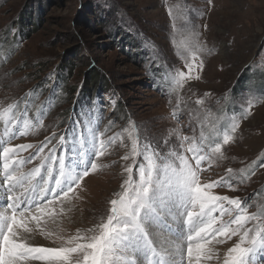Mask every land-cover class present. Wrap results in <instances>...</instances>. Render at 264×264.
I'll return each mask as SVG.
<instances>
[{
	"label": "rangeland",
	"instance_id": "374dc122",
	"mask_svg": "<svg viewBox=\"0 0 264 264\" xmlns=\"http://www.w3.org/2000/svg\"><path fill=\"white\" fill-rule=\"evenodd\" d=\"M34 1L0 0V37L14 18L27 11L28 6L34 8L41 2L36 31L29 34L24 47L19 48L7 64L0 61V110L28 94L33 85L27 76L30 67L41 62L49 67L47 71L45 67L33 68L43 71L39 77L49 92L54 88L55 66L65 65V62L75 58L77 65L73 84L82 83L93 70L105 71L112 78L121 101L128 107L127 111L131 112L127 125L114 124L113 129L108 131V135L116 137L115 143L109 149L110 155L97 161L102 167L90 172L81 181L80 188L75 190L80 199H73L71 211H66L65 218L58 224L49 223V229L67 237L75 234L76 229L83 231L100 222L108 208V201L121 190L120 185L127 178L124 166L132 162L122 157L131 150L130 132H138L142 139L146 136L149 140L161 139L162 132H172L173 129L177 135L198 136L201 123L223 127L233 117L239 120L240 127L235 134V142L224 146L228 158L214 161L210 167L206 163L203 166L205 170L200 173L201 183H210L221 177L228 179L227 169L232 168L236 175L244 177L243 182L232 180L234 190L225 186L212 191L241 198L249 205V212L264 207V192L258 198L254 196L255 191L264 185V167L259 166L264 163L261 160L264 157V89L261 91V86L252 82V76H255L264 83V68L261 67L264 62V0H40L36 4ZM93 1L108 4L114 15L109 13L106 19L96 12V16L89 15L86 7H92ZM35 9H28V12ZM93 9L96 10L95 6ZM120 19L127 20L134 29L153 36L169 57L174 76L177 70L186 71L181 53L186 46L198 40L200 49L197 55L204 63L201 79L186 82L182 88L175 87L172 92L157 94L147 79L143 65L136 63L129 53L122 54L117 49L111 29L115 25L118 36L121 35ZM77 48L79 51L76 54ZM6 52L7 46L0 45V60ZM243 75L251 80L248 87H257L254 90H239L232 96L235 84ZM205 93L210 95L205 96ZM197 99H204L205 105H196ZM248 99L254 101L251 114L247 119H240L243 112L241 105L246 106ZM97 102L96 110L84 115V119L89 124L93 121L99 123L103 129L107 112L111 111L114 101L109 95L100 94ZM72 104L73 100L68 106ZM101 110L106 112L104 117L94 120V113ZM174 110H177L179 123L171 118ZM9 115L11 117V113ZM24 115L26 119L29 116ZM59 122L57 117H51L37 132L11 142L38 144ZM3 131L4 122L0 119V137H3ZM172 140V146L177 147L180 141L175 136ZM140 159L137 157L138 161ZM33 164L26 165L24 170L28 171ZM240 169L244 172L239 173ZM252 171L255 175L250 174ZM133 179H138L135 167ZM237 239L233 237L223 244L216 241L209 243L206 247L211 248L215 255L212 259L201 261V264H222L224 254ZM34 242L35 246L43 247H57L62 243L59 239H45L39 235ZM26 264L44 262L30 261ZM254 264H264V255L257 256Z\"/></svg>",
	"mask_w": 264,
	"mask_h": 264
},
{
	"label": "snow or ice",
	"instance_id": "6c2138e0",
	"mask_svg": "<svg viewBox=\"0 0 264 264\" xmlns=\"http://www.w3.org/2000/svg\"><path fill=\"white\" fill-rule=\"evenodd\" d=\"M199 49L197 40L181 53L186 71L175 72L176 88L201 79L204 63L197 55ZM195 103L204 106L205 100ZM253 103L248 99L246 106L241 105L240 119L248 118ZM16 107L9 104L0 110L4 122L0 137V264H201L215 255L206 247L209 243L223 244L233 237L238 239L227 249L222 264H254L257 256L264 255V207L249 212L241 198L212 191L225 186L234 190L231 181L242 183L244 177L228 168V179L201 183L206 163L210 167L212 162L228 158L224 146L235 142L240 127L235 117L223 127L201 123L198 136L177 135L173 129L162 132L161 139L149 140L130 132L131 150L122 159L132 163L124 166L127 178L121 190L108 201L99 223L65 237L49 229V223L58 224L71 211L73 199H80L75 190L90 172L102 167L97 161L110 155L116 137L108 135V126L102 129L99 123L82 122L77 116L62 133L45 134L38 144H13L12 140L43 127L42 120L32 124L27 119H12L9 114ZM171 118L179 123L177 110ZM174 136L180 141L177 147L172 146ZM28 164L33 166L25 171ZM134 167L138 179H133ZM37 235L62 243L35 246Z\"/></svg>",
	"mask_w": 264,
	"mask_h": 264
},
{
	"label": "trees",
	"instance_id": "16d2710c",
	"mask_svg": "<svg viewBox=\"0 0 264 264\" xmlns=\"http://www.w3.org/2000/svg\"><path fill=\"white\" fill-rule=\"evenodd\" d=\"M39 2L40 0L34 1L35 4ZM92 5L95 6L98 11L94 10L93 6H87L86 11H88L87 13L89 15L93 14L96 16L98 13V16L102 18L105 17V19L109 16V13L114 15L113 9L108 6V4L106 5L105 3L101 4L97 1H93ZM38 6H41V2ZM38 6H34L37 11L35 9L31 12H28V9L33 10L34 8L28 6L27 11L14 18L11 21V26L1 33L0 45H6L7 52L4 57H2L3 60L0 61L7 64L17 53L19 48L24 47L25 43L28 41L29 34L36 31L40 12ZM95 12L96 14H94ZM36 19L37 23H34ZM127 22V20L120 19L119 23L123 29L120 36H118L115 25L112 26L111 33L114 41L117 43V49H119V52L122 54L129 53L136 63L143 65L147 79L157 94L172 92L175 88L174 70L169 57L163 49L157 45L153 36L146 35L147 33L142 30L134 29L131 24ZM78 49L79 48L76 50V54L79 51ZM73 59L75 60V58ZM74 60L70 59L68 62H65V65L55 66L54 88H51L49 92L46 90L43 80L39 77V75L43 74V71L33 70V68L42 69L45 67L44 70L47 71L49 67L45 66L43 62L37 64L35 67H30V72L27 76H29L28 78L32 81L33 85L28 89V94L15 102L17 107L12 110L11 117L13 119L19 118L20 120H24L26 119V115L22 116V114H29L27 120L32 124H36L38 120H42L43 123H45L51 117H57L60 122L58 126L50 132L55 131L57 133H62L68 127L70 120L77 118V116H79L82 122H85L84 115H88L87 113L96 110L98 107L97 97L100 94H105L109 95L114 101L111 111L107 112L105 126H108L109 129L112 130L114 124L127 125L130 121L131 112L127 111L128 107L124 101H121V95L116 93L115 86H113L111 82L112 78L108 76L105 71L98 69L99 71L93 70L90 75H86L87 78L85 77L82 83L73 84L72 77L75 71V65H77ZM89 66L92 67L91 64ZM1 67L0 65V68ZM252 78L254 79L252 82L256 83L258 87L260 85L262 91V89H264V83L260 82L261 79L255 76H252ZM250 82L251 80L248 79L246 75L241 76L237 84H235L236 86L232 90L231 95L235 96L234 93L239 90H254L257 86L253 89L248 87ZM71 100H73V104L69 107L68 103ZM47 104H49V106ZM105 114V110L95 112L94 120L96 117L102 119ZM109 120L112 121L111 125L108 124ZM261 160L264 161V157H261ZM263 192L264 185L255 191L254 196L258 198Z\"/></svg>",
	"mask_w": 264,
	"mask_h": 264
},
{
	"label": "bare ground",
	"instance_id": "6f19581e",
	"mask_svg": "<svg viewBox=\"0 0 264 264\" xmlns=\"http://www.w3.org/2000/svg\"><path fill=\"white\" fill-rule=\"evenodd\" d=\"M43 242V241H42ZM35 243V242H34Z\"/></svg>",
	"mask_w": 264,
	"mask_h": 264
}]
</instances>
